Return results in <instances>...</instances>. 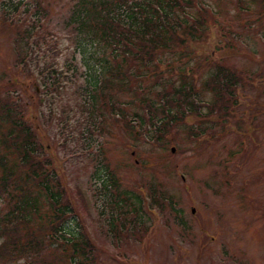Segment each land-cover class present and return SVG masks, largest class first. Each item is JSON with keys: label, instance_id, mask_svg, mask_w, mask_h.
Listing matches in <instances>:
<instances>
[{"label": "rangeland", "instance_id": "rangeland-1", "mask_svg": "<svg viewBox=\"0 0 264 264\" xmlns=\"http://www.w3.org/2000/svg\"><path fill=\"white\" fill-rule=\"evenodd\" d=\"M203 1L216 13L189 63L203 65L194 73L192 66L185 70L199 86L206 72L220 65L235 71L241 84L232 99L223 95L226 104L219 103L212 115L183 121L167 147L152 145L146 137L134 141L111 120L102 131L86 130L79 111L90 94L84 86L88 67L79 55L82 38L67 23L70 0H12L21 7L15 17L7 13L15 22L0 13V99L19 93L36 132L49 140L74 207L62 230L87 235L94 247L92 264H264V8L252 0H244L249 12L237 10V0ZM27 28L30 37L24 34ZM46 62L58 71L73 63L78 71L76 85H64L55 102L39 82L43 76L37 67ZM183 64L178 55H167L160 68L178 76ZM203 99L216 101L210 94ZM65 123L85 128L82 137L75 131L71 138ZM102 162L121 194L130 190L143 199L142 225L129 238L118 234L124 228L117 220L116 233L110 232L116 216L110 214L127 208L107 205ZM150 185L162 197L161 208L147 206L144 188ZM126 218L124 225L130 227L134 217Z\"/></svg>", "mask_w": 264, "mask_h": 264}, {"label": "trees", "instance_id": "trees-1", "mask_svg": "<svg viewBox=\"0 0 264 264\" xmlns=\"http://www.w3.org/2000/svg\"><path fill=\"white\" fill-rule=\"evenodd\" d=\"M252 1L264 8V0ZM19 4L0 0V13L14 21L8 14L15 17ZM70 4L67 23L82 38L79 55L84 59L82 66L88 67L84 86L90 94L79 113L89 134L104 130L105 122L111 120L115 126L123 125L134 141L146 137L144 141L152 145L167 147L173 130L183 121L212 115L223 95L232 99L241 84L235 71L220 65L207 71L199 86L194 74L190 77L185 70V66H192L189 63L194 59L195 45L205 40L216 13L203 0H70ZM235 7L250 10L244 0H237ZM36 9L39 12L41 6ZM41 13L44 16L45 10ZM27 31L24 34L30 37ZM167 55H178L187 63L179 68L178 76L161 70L162 58ZM202 65L196 63L191 71ZM37 70L43 76L39 81L43 93L54 102L65 91L64 85H76L78 71L73 63L58 71L46 62ZM207 94L216 101L204 100ZM20 98L19 93L8 92L0 99V264L21 260L28 264H92L94 247L87 235L82 230L78 235L62 230L74 211L67 198L68 187L50 152L49 140L38 135L32 125L34 118L26 116L27 103ZM59 108L64 109L63 105ZM202 109H206L204 114ZM65 128L73 139L75 131L81 137L85 132V128L72 129L66 123ZM100 168L107 205L127 208L110 214L116 215L109 223L110 232L116 233L117 220L124 228L118 229V234L129 238L136 225H142L143 199L130 190L121 194L108 164L102 162ZM146 194L151 207H162V197L156 196L154 185ZM126 215L134 217L130 227L124 225Z\"/></svg>", "mask_w": 264, "mask_h": 264}]
</instances>
